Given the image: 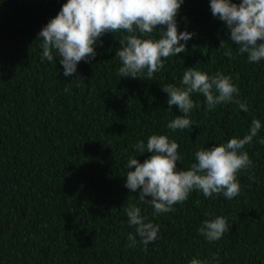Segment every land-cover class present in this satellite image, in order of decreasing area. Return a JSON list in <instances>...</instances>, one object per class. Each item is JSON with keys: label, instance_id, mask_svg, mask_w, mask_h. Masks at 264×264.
Segmentation results:
<instances>
[{"label": "trees", "instance_id": "16d2710c", "mask_svg": "<svg viewBox=\"0 0 264 264\" xmlns=\"http://www.w3.org/2000/svg\"><path fill=\"white\" fill-rule=\"evenodd\" d=\"M64 3L0 0V264H188L213 254L218 264H264V60L249 63L237 51L210 0H184L177 30L192 38L152 79L118 75L123 31L106 33L95 58L64 76L59 57L41 60L37 40ZM189 67L230 76L248 111L235 103L207 110L204 96L194 93L192 129H169L182 113L168 108L161 88L180 86ZM253 119L261 128L244 146L253 167L238 174L241 192L233 199L194 190L174 211L154 215L151 204L124 187L128 157L142 163L150 155L133 149L138 141L146 144L153 134L174 140L177 169L188 170L197 149L242 139ZM130 204L159 225L147 251L139 242L126 246L128 233L135 235L124 211ZM216 216L227 218L229 232L208 242L197 230Z\"/></svg>", "mask_w": 264, "mask_h": 264}, {"label": "clouds", "instance_id": "9594fccd", "mask_svg": "<svg viewBox=\"0 0 264 264\" xmlns=\"http://www.w3.org/2000/svg\"><path fill=\"white\" fill-rule=\"evenodd\" d=\"M183 2L66 0L56 16L37 34V40L41 41V60L53 62L59 57L63 75L75 76L79 62L90 63L95 58V46L102 44L101 37L123 31L125 35L116 50L122 65L118 75L135 79L144 74L152 79L153 74L164 67L167 58L186 51V42L192 38L191 33L177 30L175 17ZM209 7L212 16L224 22L231 44L240 54L247 55L249 63L264 60V0H210ZM155 30L159 31L158 39L152 38ZM224 55L234 58L231 48H225ZM161 90L167 93L168 108L175 106L182 113L168 122L167 127L172 131L192 129L189 113L197 107L191 99L194 93L204 96L207 110L235 103L240 110L248 111L247 104L236 98L239 89L232 78L221 72L209 76L189 67L183 73L180 86L165 84ZM260 128L261 122L253 119L248 134L242 139L231 138L226 143L197 149L195 162L188 170L177 169V161L181 159L178 143L165 135L153 134L146 144L140 140L133 145L139 155L145 152L150 155L142 163L136 156L128 157L129 171L124 187L130 193L138 192L140 203L151 204L154 215L174 211L173 205L185 202L194 190L202 192L206 198L222 193L231 200L241 192L238 174L253 167L244 146L252 143ZM249 178L255 179L254 176ZM124 211L129 226L135 230V235L128 233L126 246L135 247L139 242L147 251L148 245L158 239L159 225L142 216L141 208L134 204ZM229 228L226 217L216 216L205 219L197 231L206 241L215 242L229 232ZM188 264H218V256L213 254L211 261L194 257Z\"/></svg>", "mask_w": 264, "mask_h": 264}]
</instances>
